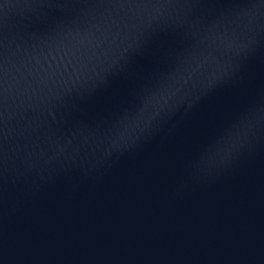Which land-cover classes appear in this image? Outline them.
<instances>
[{"label":"water","instance_id":"1","mask_svg":"<svg viewBox=\"0 0 264 264\" xmlns=\"http://www.w3.org/2000/svg\"><path fill=\"white\" fill-rule=\"evenodd\" d=\"M0 264H264V0H30Z\"/></svg>","mask_w":264,"mask_h":264}]
</instances>
